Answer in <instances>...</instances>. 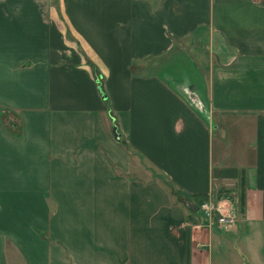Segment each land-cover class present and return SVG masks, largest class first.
Returning a JSON list of instances; mask_svg holds the SVG:
<instances>
[{
    "label": "crops",
    "instance_id": "0c3cea01",
    "mask_svg": "<svg viewBox=\"0 0 264 264\" xmlns=\"http://www.w3.org/2000/svg\"><path fill=\"white\" fill-rule=\"evenodd\" d=\"M0 264H264V0H0Z\"/></svg>",
    "mask_w": 264,
    "mask_h": 264
},
{
    "label": "built area",
    "instance_id": "2783aa9c",
    "mask_svg": "<svg viewBox=\"0 0 264 264\" xmlns=\"http://www.w3.org/2000/svg\"><path fill=\"white\" fill-rule=\"evenodd\" d=\"M199 209L211 226L214 224L229 226L235 223L236 215L234 210L228 208L227 212H222V206L219 203H215L211 198L203 202Z\"/></svg>",
    "mask_w": 264,
    "mask_h": 264
},
{
    "label": "trees",
    "instance_id": "16d2710c",
    "mask_svg": "<svg viewBox=\"0 0 264 264\" xmlns=\"http://www.w3.org/2000/svg\"><path fill=\"white\" fill-rule=\"evenodd\" d=\"M213 176L215 178H222V179H240L241 182L243 180L242 172L237 168L214 169ZM193 198L196 201H199L200 204H202L204 201L207 200L208 197L205 195L202 196L194 195ZM239 200H240V207L242 208L245 204V194L243 190L240 192Z\"/></svg>",
    "mask_w": 264,
    "mask_h": 264
},
{
    "label": "water",
    "instance_id": "95a60500",
    "mask_svg": "<svg viewBox=\"0 0 264 264\" xmlns=\"http://www.w3.org/2000/svg\"><path fill=\"white\" fill-rule=\"evenodd\" d=\"M103 98L106 99V95L103 93ZM112 133L114 135L115 141L119 142L121 139V135L118 133V129L115 124H113Z\"/></svg>",
    "mask_w": 264,
    "mask_h": 264
}]
</instances>
